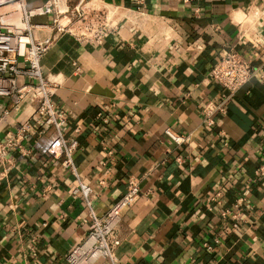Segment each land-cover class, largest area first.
Returning <instances> with one entry per match:
<instances>
[{"label":"crops","instance_id":"1","mask_svg":"<svg viewBox=\"0 0 264 264\" xmlns=\"http://www.w3.org/2000/svg\"><path fill=\"white\" fill-rule=\"evenodd\" d=\"M94 2L114 28L101 42L62 35L41 65L56 84V110L68 116L64 132L78 140L75 164L95 212L108 210L129 178L140 186L123 209L117 256L123 264H264V177L255 174L264 161V0ZM230 47L255 73L206 126L204 107L226 93L209 72ZM33 106L29 97L15 106L12 95L0 96V138L32 123L29 153L14 149L0 164V264H68L87 232L88 206L62 157L47 152L55 130ZM166 129L186 139L178 144ZM225 208L237 215L223 217Z\"/></svg>","mask_w":264,"mask_h":264},{"label":"built area","instance_id":"2","mask_svg":"<svg viewBox=\"0 0 264 264\" xmlns=\"http://www.w3.org/2000/svg\"><path fill=\"white\" fill-rule=\"evenodd\" d=\"M95 0H44L29 5L27 0H0V96L10 94L15 106L29 97L33 102V113L46 125L54 127L55 137L47 146V152L54 157H62L63 164L77 178V190L88 206L82 221L87 224V232L75 242L65 255L68 264H95L99 258L109 264H123L116 254L120 244L118 226L123 209L130 206L140 195V186L133 177L129 178L125 192L103 214H97L91 205L93 189L80 179L75 164L78 140L64 132L68 116L58 112L53 102L55 83L43 71L41 59L47 50L62 36L68 34L79 42H101L115 24L108 11L96 5ZM188 1V0H183ZM5 8V9H4ZM197 11V10H196ZM259 9H255L257 14ZM47 16L49 22H36L35 18ZM50 28V34L39 37L35 29ZM211 79L225 88L223 99L216 105L207 104L204 109V124H215L214 113L225 110V102L232 98L254 75L255 70L249 59L236 48L230 47L210 69ZM4 114H7L5 110ZM100 115V114H98ZM1 119V117H0ZM106 122L107 117L101 116ZM32 129L29 119L21 120L0 138V164L5 169L11 162L10 153L16 149L20 154L29 153L26 145L27 133ZM79 131V127L74 128ZM166 133L178 144L186 136L166 129ZM264 144V131L261 134ZM113 156V151L108 150ZM113 158V157H112ZM255 174L264 177V161L260 162ZM2 175L0 173V179ZM220 192L211 197L218 200ZM245 196L235 199V208L245 202ZM223 217L236 216L237 211L225 208ZM236 226V222L233 223ZM219 241V238H215ZM203 246L211 249L205 242Z\"/></svg>","mask_w":264,"mask_h":264}]
</instances>
